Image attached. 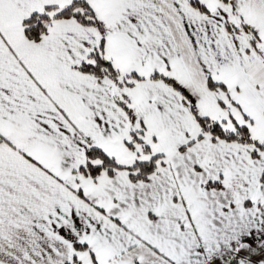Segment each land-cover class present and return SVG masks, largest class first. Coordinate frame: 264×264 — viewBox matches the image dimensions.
<instances>
[{
  "label": "snow or ice",
  "instance_id": "obj_1",
  "mask_svg": "<svg viewBox=\"0 0 264 264\" xmlns=\"http://www.w3.org/2000/svg\"><path fill=\"white\" fill-rule=\"evenodd\" d=\"M0 264H264V0H0Z\"/></svg>",
  "mask_w": 264,
  "mask_h": 264
}]
</instances>
